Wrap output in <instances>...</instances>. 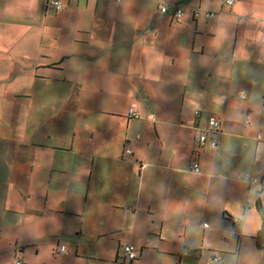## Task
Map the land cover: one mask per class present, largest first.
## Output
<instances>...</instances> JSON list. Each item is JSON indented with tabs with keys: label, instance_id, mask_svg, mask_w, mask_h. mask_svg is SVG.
Returning a JSON list of instances; mask_svg holds the SVG:
<instances>
[{
	"label": "crops",
	"instance_id": "crops-1",
	"mask_svg": "<svg viewBox=\"0 0 264 264\" xmlns=\"http://www.w3.org/2000/svg\"><path fill=\"white\" fill-rule=\"evenodd\" d=\"M60 1L56 9L48 0H0V48L29 41L30 85L54 79L70 90L60 112L87 107L89 116L71 137L54 117L35 122L25 113L15 127L24 140L12 156L31 145L30 162L0 179V210L11 217L7 226L22 213L39 221L18 236L0 227V264L2 251L12 250L8 264H26V248L71 234L90 242L93 252L84 255L99 258L87 264H125L126 243L139 252L129 264H205L212 256L215 264H264L254 241L264 211V0ZM163 2L181 5L184 15L162 13ZM205 10L216 13L206 18ZM49 40L51 54L43 50ZM208 114L221 124L215 148L194 142ZM243 172L260 180L236 178ZM16 177L19 185L9 181ZM30 187L36 207L17 204ZM184 248L191 256L180 255Z\"/></svg>",
	"mask_w": 264,
	"mask_h": 264
},
{
	"label": "rangeland",
	"instance_id": "rangeland-1",
	"mask_svg": "<svg viewBox=\"0 0 264 264\" xmlns=\"http://www.w3.org/2000/svg\"><path fill=\"white\" fill-rule=\"evenodd\" d=\"M50 15L54 16L55 14L53 12H49ZM49 19H54L53 17L49 16ZM55 20V19H54ZM50 25H53V23H50ZM49 33H56L53 27H48ZM1 43V41H0ZM46 48L43 49L47 54L52 53V49L49 47L51 46L50 40L47 41ZM27 46H30L28 48ZM34 51L33 45L29 41H24L23 43H20L16 49L12 48H0V179H4L8 173L7 168H11V166L15 165V168L18 171H26L27 167H29L30 162V151H31V145H29L30 151L24 150V149H17L14 156H12V146L15 144L18 145V142H21L24 140L23 137H20L18 133L15 132V127L21 124L23 126V121L25 117V113H30L33 116V120L35 122H39L40 118H46L47 120H53L51 117H54V121L52 122V125H62L64 127H68V130L65 132L68 134L69 137L72 135L73 126L74 123L77 124V135L80 133V126L81 124H86V122L89 119V116L86 113L87 107H80V111L77 114H72V112L64 111L60 112L61 107L57 104H59L60 100L66 97V94L70 93V90L63 89L59 87V84L54 81V79L49 80V78L46 80V83L43 82H37L38 80H32V83L30 85V55ZM44 60V59H43ZM34 67V66H33ZM42 73L46 74L47 76H61L58 73H52L49 71H41ZM38 77H43L39 75ZM32 95V101L27 103V99L29 96ZM240 93L237 94L239 96ZM46 100L47 105L43 108L42 101ZM68 108V107H65ZM45 109L46 111L42 110ZM46 114V116H45ZM45 126H50L49 124H46ZM16 135H13L14 133ZM86 136L89 137L90 133H87V130L82 133V138L86 139ZM50 153H57L54 151H51ZM45 160V159H44ZM48 162L51 160L48 158L46 159ZM17 171V172H18ZM11 173V172H10ZM9 173V174H10ZM17 173V174H21ZM12 183H16L19 185L20 183L10 179L9 180ZM0 186L3 187L4 184L0 182ZM12 186V184H11ZM14 185L12 186L13 190ZM14 192V191H13ZM34 189L32 187L29 188L28 191H22L20 192L21 196L20 199H18V203H26L28 206L33 205L35 206V201L29 199V194H33ZM15 194V193H14ZM16 195V194H15ZM14 195V196H15ZM17 198V196H15ZM25 205L22 204L24 207ZM1 208H4L6 206V199L3 198L2 201H0ZM7 208V207H6ZM34 213V212H33ZM30 214V212L28 213ZM36 214V213H35ZM26 214L22 213L21 217H17L12 223L11 226H7V222L11 218L6 214V211L0 210V227L1 232L6 234L18 236L21 234L26 227L29 225H35L36 222L39 221V217L35 218L33 214V218L31 217L29 220L26 219L24 216ZM86 215V214H85ZM82 215H79L78 225H80L81 217ZM208 224H211L209 221L206 220ZM43 228V227H41ZM57 230V228L52 229V231ZM56 234L59 235V233L56 232ZM3 245L6 247H13V243L15 242V239L13 238H7L3 237ZM53 239V245L49 242H43L37 247H28L25 249L23 259L26 261V264H87L85 259H90V261L98 262L99 258L96 257H90L86 256L85 254V248L88 250V253L93 252L91 248V244L89 241H86L83 239V236L71 234V236H63L58 241L57 238L52 237ZM78 240L80 242V246L78 249L74 247V241ZM103 241V239L101 240ZM107 241V240H106ZM217 242H220V240H217ZM67 247L69 254H58L56 253V247L61 246ZM51 245V246H50ZM224 245V244H221ZM220 246V245H217ZM79 253V257H75V252ZM214 252L215 254H219V250ZM12 250L9 251H2L1 252V261L4 264H8L6 261V257L11 253ZM106 251V250H105ZM99 252V251H98ZM100 252H103L102 250ZM111 252V249H110ZM81 254V255H80ZM97 254V253H96ZM203 254L208 255L209 252L207 250L203 251ZM151 257H153V253H149ZM10 260V259H9ZM28 260V261H27ZM125 264H129L128 260H125ZM135 261V260H134ZM152 261V260H148ZM200 261H204L202 259H199L197 264ZM13 258L11 259V262L9 264H12ZM117 263H121L118 262Z\"/></svg>",
	"mask_w": 264,
	"mask_h": 264
},
{
	"label": "built area",
	"instance_id": "built-area-1",
	"mask_svg": "<svg viewBox=\"0 0 264 264\" xmlns=\"http://www.w3.org/2000/svg\"><path fill=\"white\" fill-rule=\"evenodd\" d=\"M233 0H225L226 3L230 4L232 3ZM48 3L53 5L56 9H61L63 7L62 3L60 0H48ZM171 8L169 4L163 2L159 6V10L164 13L167 12V10ZM172 10V15L177 19L180 18L184 15V10L183 7L179 4H176L171 8ZM214 10H205L204 11V16L206 18H211L215 15ZM198 13L194 12V16H197ZM128 114L132 117H139L138 113L135 111V109L130 108L128 110ZM197 115H199V112H196ZM221 124L219 118L214 115V114H208L206 117V127L201 130L197 129L195 131V138L194 142L197 144L199 147H205L208 146L210 148H215L218 144V133L220 132ZM128 152H130V149H127ZM192 169L193 171L197 172L199 171V165L197 162H194L192 164ZM236 178L247 181V182H258L260 179L254 175H251L248 172H243V173H238L236 175ZM262 188L264 187V180L262 181ZM240 221L239 218H234V222L238 223ZM207 223H203V227H207ZM58 252L62 253L65 252V247L61 245L58 249ZM121 253L124 258L131 260H134L136 257H138L139 252L136 250L135 246L131 243H126L122 245L121 248ZM188 253L187 250H184V254ZM218 257L217 256H212L211 258L207 259L205 261V264H214L217 262ZM12 264H22V261L19 258H16Z\"/></svg>",
	"mask_w": 264,
	"mask_h": 264
},
{
	"label": "trees",
	"instance_id": "trees-1",
	"mask_svg": "<svg viewBox=\"0 0 264 264\" xmlns=\"http://www.w3.org/2000/svg\"><path fill=\"white\" fill-rule=\"evenodd\" d=\"M129 115V114H128ZM139 115V114H138ZM130 116V115H129ZM132 117V116H131ZM135 118V117H133ZM138 118V117H137ZM258 212L261 218V224H260V228L258 229L255 237H254V241H255V245L258 248V250L261 252L263 258H264V211L259 207L258 208ZM65 247V246H64ZM184 250H187L188 253L184 254ZM191 252L189 251L187 248H184L180 255L182 256H191ZM57 253H60L57 251ZM63 253V252H62ZM137 259V257L135 258ZM216 263V262H215ZM214 263V264H215Z\"/></svg>",
	"mask_w": 264,
	"mask_h": 264
}]
</instances>
